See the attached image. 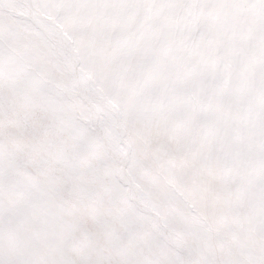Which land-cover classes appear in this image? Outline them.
Masks as SVG:
<instances>
[{"label": "snow or ice", "instance_id": "obj_1", "mask_svg": "<svg viewBox=\"0 0 264 264\" xmlns=\"http://www.w3.org/2000/svg\"><path fill=\"white\" fill-rule=\"evenodd\" d=\"M0 264H264V0H0Z\"/></svg>", "mask_w": 264, "mask_h": 264}]
</instances>
